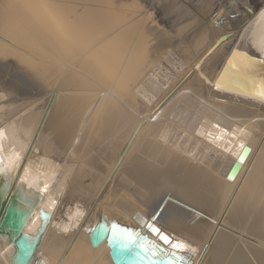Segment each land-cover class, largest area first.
<instances>
[{
  "label": "bare ground",
  "instance_id": "bare-ground-1",
  "mask_svg": "<svg viewBox=\"0 0 264 264\" xmlns=\"http://www.w3.org/2000/svg\"><path fill=\"white\" fill-rule=\"evenodd\" d=\"M20 1L17 4L15 0H8L10 10L6 8L0 15V107L7 106L5 109L9 112L15 111L22 103L19 99L21 95H33L37 90L41 94L42 88L57 77L64 91L54 97L52 109L44 118L46 129L40 137L38 151L54 158L52 164L57 169L69 170L75 175L74 178L66 177L65 181L68 182L62 185L63 188L72 187L70 199L83 191L87 192V198L82 200L86 204L99 193L101 196L99 189L102 184H110L108 179H113L119 170L114 171L117 160L121 157L122 161L130 160L133 154H129V150L141 149L146 158L139 159L125 179V182L131 177L137 179L132 184H138V188L142 186L148 191L145 203L124 197L118 203L111 198L113 192H107L106 200L111 205L116 202L126 214L136 210L134 223L125 225L119 222L120 218L110 211L113 207L107 204L109 213L90 224L89 233L97 237L100 245L107 242L108 246L114 240L124 241L129 247H139L151 261L165 260L168 264L169 256H154L150 248L143 246L138 239V229L148 222L151 231L157 228L169 235H176L178 239L192 233L191 228L187 227H192L189 225L191 222H197L195 225L199 224L203 236L201 244L206 248L210 236L213 239L216 235L217 238L221 231L218 226H222L218 219L211 218V212L222 211L219 215L223 217L228 211V207H222L221 189L225 190V186L233 188L241 181L255 158V142L264 138V0L258 7L250 0H232L229 7L225 4L217 21L210 24V38L203 33L200 39L194 37L187 43L188 51L184 50L188 56L184 53L185 59L182 58L186 67L184 63L177 77L164 69L163 53L158 52L160 47L153 50L156 56H153L155 59L151 65L146 61V54L137 53L139 48L134 46L132 39L136 29L125 25L122 16L111 6V0ZM169 2L170 6L177 8L176 0ZM221 2L219 0L217 3L221 5ZM197 17L201 21L206 19L204 14H197ZM15 18L25 20L23 23L28 25L29 32ZM216 23L220 26L215 27ZM189 29L186 25L181 30ZM223 36L226 38L219 43ZM32 38L38 40L39 46ZM224 41L227 42L222 46ZM21 46L37 56L24 53ZM128 56L129 63L125 60ZM35 62L39 65L35 66ZM175 64H180V61ZM157 68L168 74L166 77L170 82L157 75L160 73ZM153 71V75L150 74ZM115 76H118L117 81L122 79L121 90L130 88V93L121 94L120 100L129 107L133 106L131 108H136V98L144 100L151 115L148 119L153 118L154 122L160 119L157 123L149 121L147 125L145 119L141 118L142 113L138 112L141 116L135 118L132 129L124 130L126 113L121 105L111 103L105 107L103 103L106 94L114 87ZM148 76L149 80L145 81ZM180 82L185 84L180 87L175 85ZM141 84L142 87L138 89ZM82 91L89 93L91 102L81 96ZM5 99L8 102L4 104ZM157 102L162 104L152 114L153 107L159 106ZM191 115H197L204 123L199 124L197 120L192 122L189 129L184 127ZM21 117L20 125L17 123L16 128L12 127V133L0 138V158L3 161L0 163V209L4 207L5 213H17L18 231L28 237V242L40 238L39 249L37 247L35 251L38 256H35L34 262H37L39 259L41 261L42 245L54 225L57 201L48 199L50 197L46 192L51 186L44 192L36 190L39 174L34 176L31 182L33 186H29L26 178L22 177L28 169L29 148L31 145L35 147L38 137L35 134L39 126L34 130L36 119L33 121V114L26 117L23 113ZM180 117L181 124L176 123ZM91 133L95 134L92 138L99 140L106 136H114L113 140L125 139L120 148L123 152L116 164H109L102 158L104 166L108 167L100 164L96 168L92 157L87 162L90 149L88 136ZM31 136V140H28ZM44 137L48 138L46 144H42ZM98 143L101 141L96 145ZM118 147L113 150L115 154L119 153ZM246 147L250 148V152L243 161H239ZM43 148H47V151H43ZM35 151L37 148L32 152ZM115 154L111 152L107 159L116 157ZM236 162L241 164V169L233 180H229L227 176ZM253 171L247 174L249 176L241 186L239 197L234 200L239 213L245 207H257L258 203L264 202V191L263 195L257 191V185L264 187V154ZM90 180L96 181L92 192L87 183ZM60 194V200L64 202L69 198V195L65 198L62 192ZM92 211L90 208L87 212L82 210L79 213L90 216ZM44 213L47 219H44ZM263 215L264 210L258 215L256 225L264 223ZM101 221L105 226L102 233L99 230ZM74 226L76 228L61 257L70 254L67 262L76 258V254H81L80 242L74 236L78 226L82 229L83 224L75 223ZM8 233L1 232L0 237L13 248L10 264H18L13 259L17 239L15 233L11 237L7 236ZM225 237H222L223 240ZM226 239L229 240L225 245L228 250L232 248L234 239ZM54 264H61V260ZM172 264L177 262L173 261ZM230 264L248 262L243 253L237 251Z\"/></svg>",
  "mask_w": 264,
  "mask_h": 264
},
{
  "label": "rangeland",
  "instance_id": "rangeland-1",
  "mask_svg": "<svg viewBox=\"0 0 264 264\" xmlns=\"http://www.w3.org/2000/svg\"><path fill=\"white\" fill-rule=\"evenodd\" d=\"M169 1L170 0H111L110 3H112L111 6L113 8L115 7L114 10L118 11L117 13H119L122 16L125 25L132 26L136 29V32L135 34H133L132 39L134 38L133 39L134 46L139 48L137 53L140 52L143 53L144 55L146 54L147 56L146 61L148 62V65H151V62L154 63L153 59H155L153 56H156L155 55L156 53L153 54V50H156L157 49L156 47H160L158 52H160V54L163 53L162 61L163 64H165L164 69L166 70V72H169L173 74V76L177 77L179 74L178 71L179 72L180 70L182 71V66L185 63V61L183 60L185 59L183 54L186 53L184 49H187L186 45L189 42V40L193 39L194 37L200 39L203 33H206V35L208 34L207 37L210 38L209 36V32H210L209 28H211L210 24H213L212 22L217 21L218 18L217 16L218 14L220 15V10L223 8V6H225V4L229 7L231 5L232 0H228V1L221 0L222 1L221 5L220 3H217L219 0L218 1L217 0H188V1L176 0L177 8H173L172 6H170L171 2ZM15 2L17 4H20L21 1L15 0ZM250 2L257 7L261 4V0H250ZM217 4L219 5L217 6ZM8 6L10 7V5L8 4V0H0V11H1L0 15H2L1 13L5 12L6 8L10 10ZM103 7L105 8V6H101V8ZM197 14H204L206 16L205 21H201L200 18L197 17ZM15 20L19 23L25 22V20L23 19L18 20L15 18ZM217 23L214 24L215 27L220 26V24ZM22 25L24 26V28H26L27 32H29L28 25L26 23H23ZM186 25H188L190 29L188 31L186 30L182 31L181 29H185ZM114 31H117V29H115ZM136 35L140 37L146 36L147 38L142 39L139 37H135ZM9 39L13 40V38H9ZM32 39H34L36 41L35 44L39 46L38 40L36 38H32ZM226 42L227 41H224L222 43V46H224ZM21 48L25 50L24 53L29 52L37 56L36 53H34L33 51H29L26 47L21 46ZM185 55L188 56L187 53ZM125 60L127 61V63H129L130 57L128 56ZM178 61H180V64L176 65L175 63ZM35 63H36L35 66L39 65L37 62ZM48 65L51 66L52 64H48ZM185 67H186V63H185ZM156 70L160 71V73H158L157 75L162 80L167 82L168 78L166 77V75L168 74L163 73L162 70L159 68H157ZM153 73L154 71L151 72L150 74L153 75ZM149 76L145 81L149 80ZM164 77H166V79ZM117 78L118 76H115L113 81L115 83L114 87L111 90V92L106 94L105 98L103 99V103L105 102V107H108L111 103L113 104L118 103L119 105H121L122 110L126 113L124 130H131L135 118L140 117L141 115H142L141 118L145 119L144 122L146 123L149 121L154 122L155 120H153V118L151 120L148 119L149 117H151V115L149 114L150 112L148 111L149 110V108H147L148 106L146 107L147 103L144 100L136 98L137 99V100L135 99L137 101L135 102V104L137 105L136 108H131L133 106L129 107L125 101L120 100L121 94L130 93V88L121 90L120 86L122 79L117 81ZM56 80L57 77L56 76L53 77L45 85V87L42 88L41 94L38 93L39 90H37L36 92L37 94L35 93L29 96L21 95L19 99L22 103L19 108L15 109V111L9 112L8 110L5 109L7 108V106L3 107V105H1L0 114L3 115H0V130H1L0 138L3 139L7 137L9 133H12V129H13L12 127L14 126L16 128V124L22 122V117L20 118V115H23V113L26 114V117L28 116V114L34 115L33 121L36 119L34 130H36V127L39 126L35 134V137L37 134L38 137H37V142L35 143V147H32L31 145L29 148V150H31V153L29 155V160L27 162L28 169L26 170V174L23 175L22 177L26 178L25 181L29 186H33L31 182L34 179V176L36 174H39L40 181L38 185L35 186L36 190L44 192L46 191L47 187L51 186L50 189L46 192L47 196L50 197L48 199L52 200V202L57 201V207L55 209V216L53 220L54 225L50 228L41 248L42 249L41 261L43 260L42 264H54V262L60 260H61V264H114L110 256V249L107 246V242H103L97 248L93 247L91 238L94 235L92 233H89L91 230L90 224L94 223L98 218L99 220H101V217L103 215L106 216V214L109 213L107 204L109 205L111 204L109 201L106 200L108 196L107 192H109V194L113 192L114 195L111 198L116 200L118 203H120V198L122 197L131 201H136V202L140 201L141 203L146 202L145 199L148 196V191L142 186H139L138 188V184H132V182L133 183L137 182L138 181L137 179L131 177L128 180V182H125L126 177L130 175L129 171L132 169V167L134 168L138 164L137 161L141 158H143L144 160L146 158H144L142 152H140L141 149H139V151L134 150L132 152L131 150H129L128 153L133 154L129 158L130 160L122 161V157L119 160H117L121 155V153L123 152L120 148L125 139L119 138V140L118 139L113 140L115 139L114 136L111 138L106 136L104 137L105 139L99 140L92 138V136H94L95 134L91 133L88 136V138L90 139L88 145L90 149L87 152L88 154L87 162L92 157L95 160L93 166L99 168L100 164H103V159L107 160L109 164L115 163L117 160L118 163L117 164L115 163L116 167L114 168V171L118 169L119 170L113 179L111 177H110L111 179L110 178L108 179V182H111L110 184H108L107 182L105 186H103L104 183L102 184L101 188L99 189L102 193L101 196L99 193L98 195L94 196L91 200H89L86 204L82 200L84 198H87L86 197L87 192L83 191L81 193H77L71 196L70 199L72 187L69 186L67 188L65 187L63 188L62 185L68 182L65 181L66 177L74 178L75 175L69 170L57 169L52 164V161L55 162L54 158L46 154L40 153L38 151V148L40 149V137L43 135L46 129L45 124H43L44 118H47L46 115L52 109L53 100L55 99L54 97L57 96V94L60 95V93L64 91L59 86V80L57 81ZM181 82L175 85L180 87V85L182 86L185 84V83L182 84ZM142 85L143 84H141L138 87V89L142 87ZM176 88L177 87H175L173 91H175ZM1 93L2 91L0 90V94ZM149 94H152V92L149 91ZM81 96L85 100H88V102H91V100H89L90 98L89 93L82 91ZM108 97H110L111 100H107ZM96 98H100V97L97 96ZM7 100L8 99H5L3 103L4 104L7 103L8 102ZM156 104H158L159 106L154 104V106L157 107H153L155 109L153 110L152 114L156 112L157 109H159L162 102L160 104L157 102ZM97 108L99 110L98 106ZM138 112H141L142 114L140 115V113ZM40 115L42 116L41 117L42 120L41 119L38 120ZM92 116L93 115H91L90 117L92 118ZM104 116L105 113L101 117L104 118ZM158 120L154 122V124L157 123ZM179 120H181V117L177 120L176 123L181 124ZM197 120H199L197 118V115L196 116L191 115L190 120L188 121V123H186V125H184V127L186 126V128L189 129L190 126L192 125V122ZM203 123H204L203 120H199V124H203ZM147 125H149V123H147ZM148 129L151 128L148 127ZM148 132L147 134L145 132V135H148ZM34 133L35 131H33L32 136L34 135ZM32 136L27 139L31 140ZM97 140L101 141V143H98L96 145V142H99ZM47 141L48 138L44 137L42 144H46ZM92 142L94 145H92ZM263 142H264V138L255 142L254 144L256 150L255 158L252 160L250 167L245 172V175L241 179V181L233 188H229L223 185L225 186L226 189L225 190L221 189L222 197L220 198V200L223 201V206H222L223 209L228 207V211L224 213L223 217L222 215L221 216L219 215V213H221L222 211L211 212V218L218 219V221H220L222 226H218L220 227L221 231L219 232L217 238L216 235L213 237V239L212 236H210V238L208 239L209 244L208 245L206 244L207 246L205 245L206 248L201 244L203 242V236L201 230H199V224L195 225V223L197 222H191V224L189 225L192 227H187V228H191L192 233H187L181 237L179 236L178 239L175 238L176 235H169L163 231H160L162 235H167L172 240L173 243L182 242L187 246L188 251L182 253V255H184L185 257L184 261L181 262L182 264H206V263L230 264L231 259L233 258V256L236 255L237 251H241L243 253L248 264H264V223L259 225L255 224L258 215L262 210H264V202H262L261 204L258 203L257 207H255V205L251 206L250 208L245 207L244 210L241 213H239L237 212L236 209L238 204H236L234 201L239 197L241 186L245 184L244 183L245 179L247 176H249L247 174L250 172V170L252 171L255 170L258 163L262 159V156L264 154ZM118 145H119L118 147L119 153L116 152L115 154L113 150ZM35 148H37V151L32 152ZM43 151H47V148H43ZM111 152L112 154H115L116 157H111L110 159H107V157L110 155ZM126 162L129 164V166L128 164H126ZM103 167L107 168L108 166H104L103 164ZM99 171L101 172L102 170ZM114 181L115 183H113ZM87 183L90 184L92 188L91 192L95 190V188L93 187L96 181L90 180ZM106 185L109 187H106ZM257 191L262 194L264 191V187L261 185H257ZM60 192L63 193V196L65 198H67V196L69 195V198L65 202L60 200L61 199ZM111 206L113 208L110 211L112 212L113 216H118V218H120L119 222H123L125 225L134 223L133 214L135 213L136 210H134L131 214H126L123 208L120 207L118 204H116V202H113ZM90 208L93 209L92 211L93 213L90 216L88 214L82 216V214L79 213L82 210H86L87 212ZM208 221L214 222L215 220L212 221L208 220ZM102 222L103 221H101V223ZM75 223L77 225H80V223L83 224L82 229L80 228V226H78V229L74 236V237H78L77 238L78 242H80L79 249L81 250V252L79 253L81 254L80 255L76 254L75 255L76 258H73L72 261L67 262L70 254L66 253L65 257L63 258L61 257L65 248L69 244V240L71 239L73 230H75L76 228L74 226ZM101 223L99 224L100 233H102V231L105 230V226H103V223L102 224ZM85 229H88V231H86ZM138 231H139L138 239L141 240L144 247L150 248L152 252L155 251V249H153V245H156L158 248L164 250L163 252H160L157 255L168 256L167 253H170L172 251L170 245L165 244L160 239L159 235H157L156 233L150 230L148 222L146 223V226L139 228ZM224 235L226 237H232L234 239L232 248L228 250H226L227 248H225V245L229 240L226 239V237L225 240H223L222 237ZM101 238H103V235L101 236ZM12 254H13V248L8 244L7 240L4 241L0 237V264H10V258ZM217 257L220 259H218Z\"/></svg>",
  "mask_w": 264,
  "mask_h": 264
},
{
  "label": "water",
  "instance_id": "water-1",
  "mask_svg": "<svg viewBox=\"0 0 264 264\" xmlns=\"http://www.w3.org/2000/svg\"><path fill=\"white\" fill-rule=\"evenodd\" d=\"M226 37H222L219 41H223ZM218 43V44H219ZM250 152V148L246 147L242 154L240 155L239 161H243L247 155ZM241 169V164L239 162L234 163L232 166L229 174L228 179L233 180L237 174L239 173ZM0 224H1V232L8 233V237H11V234L15 233L16 236V245L17 249L14 253L13 259H16V262L18 264H28L29 261L30 264H33L35 261V256H38L36 254V250L39 249V239H36L35 241L28 242V237L23 236L22 233H19L18 231V215L17 213H5L4 207H1L0 209ZM0 232V233H1ZM17 233V234H16ZM91 242L93 247L97 248L100 245V242H98V239L96 236H93L91 238ZM108 246L111 249V258L113 260L114 264H166L165 260H159L151 261L148 256L145 254L144 251H142L139 247H129V245L125 244L124 241H113L108 243ZM38 247V249H37ZM36 251V252H35ZM34 254V255H33ZM32 257V258H31ZM35 264H41V261L34 262Z\"/></svg>",
  "mask_w": 264,
  "mask_h": 264
},
{
  "label": "snow or ice",
  "instance_id": "snow-or-ice-1",
  "mask_svg": "<svg viewBox=\"0 0 264 264\" xmlns=\"http://www.w3.org/2000/svg\"><path fill=\"white\" fill-rule=\"evenodd\" d=\"M2 158H0V163H2ZM0 171H2V169H0ZM44 219H47V214L44 213L43 214ZM152 231H154L157 235L160 236V239L165 243L171 246L172 251L170 253H167V255L170 257L168 264H172L173 261H176L177 264H179V262H183L185 257L184 255H182V253L188 251L187 246L182 243V242H175L173 243L172 240L167 236V235H162L160 233V230L157 228H153ZM153 249H155V251L153 252V255H157L160 252H163V249L158 248L156 245H153ZM194 251V250H192Z\"/></svg>",
  "mask_w": 264,
  "mask_h": 264
}]
</instances>
